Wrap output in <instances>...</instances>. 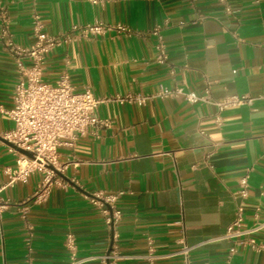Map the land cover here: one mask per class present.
Segmentation results:
<instances>
[{
  "label": "crops",
  "instance_id": "crops-1",
  "mask_svg": "<svg viewBox=\"0 0 264 264\" xmlns=\"http://www.w3.org/2000/svg\"><path fill=\"white\" fill-rule=\"evenodd\" d=\"M3 14L24 46L34 42L35 15L49 34H71L48 54L43 79L68 74L76 91L89 86L104 101L101 123L59 148L61 181L26 216L22 208L42 174L9 184L6 169L15 167L17 152L0 139V196L8 203L0 264H68V233L78 257L88 258L83 264H99L113 240L120 264H182L180 240L195 247L192 264H264V250L241 246L229 258L235 242L221 238L248 171L244 225L255 223L257 208L264 219V0H0V108L9 109L20 74L2 37ZM93 23L126 30L89 37L73 30ZM162 89L253 101L219 113L211 103L160 96ZM12 127L0 110V135ZM96 192L123 193L114 229L91 202ZM255 236L262 240L264 231ZM150 240L159 255L152 263L144 258Z\"/></svg>",
  "mask_w": 264,
  "mask_h": 264
},
{
  "label": "built area",
  "instance_id": "built-area-1",
  "mask_svg": "<svg viewBox=\"0 0 264 264\" xmlns=\"http://www.w3.org/2000/svg\"><path fill=\"white\" fill-rule=\"evenodd\" d=\"M91 1L98 3L99 0ZM219 1L223 2L224 0ZM2 20V37L7 49L15 58L16 67L20 74L14 85L12 107L9 109L0 108L1 112L13 122V127L2 134V137L18 147L31 151L35 156V158H30L16 151V165L13 168H7L6 173L9 176V184L17 181L26 182L34 173L42 174L41 182L35 194L22 208L23 215L26 216L29 211V204L44 201L50 193L51 185L61 181L60 175L55 171L60 173L63 171L59 158V148L61 146H74L80 136L93 131L101 123L98 108L104 99L97 97L89 86L84 87L81 91H76L68 74L62 75L54 83L43 79L48 54L58 45L71 42L73 40L71 34H49L44 29L41 17L35 15L32 26L34 42L24 46L14 41L10 34L9 20L6 14L2 15ZM111 28L126 30L123 25L112 27L103 23L76 25L73 30L79 31L83 37H89L102 34ZM158 49L160 51L158 61L163 62L166 60L164 45L159 44ZM26 61H29V66L25 64ZM172 94L182 95L192 103L214 104L219 113L228 108L253 101V98L248 95H231L221 100H215L210 96L209 89H206L203 94L194 91L186 92L182 89L175 91L162 89L159 92L160 96ZM128 98L138 104H143L147 99V97ZM215 121L221 122L219 114ZM122 194V192H96L90 198L92 204L98 207L103 214L106 225L111 229H114L122 219V211L117 206ZM235 195L238 198V203L234 219L228 226L226 233L221 236L222 239H230L235 242L229 250V258L237 252L240 246L258 251L264 250V238L258 240L255 236L256 233L264 231V219H259V208L255 213V223L249 227L244 225L245 202L250 195L249 171L238 179ZM7 206L8 203L0 196V223ZM180 244L179 253L183 256L182 264H192L190 254L195 247L188 245L184 240H180ZM65 246L70 256L68 264H83L88 260V258L78 257L76 239L72 233L66 235ZM98 258L99 264H120L123 255L113 240L109 252H105ZM144 258L150 263L159 258L151 240Z\"/></svg>",
  "mask_w": 264,
  "mask_h": 264
},
{
  "label": "water",
  "instance_id": "water-1",
  "mask_svg": "<svg viewBox=\"0 0 264 264\" xmlns=\"http://www.w3.org/2000/svg\"><path fill=\"white\" fill-rule=\"evenodd\" d=\"M0 139H2L8 146H10L11 148H13L15 151L21 153V154H24L30 158H35L34 154L31 152V151H28V150H25L21 147H18L17 145L7 141L5 138H3L1 135H0ZM50 168H52L51 166H49ZM55 170V169H54ZM59 175H61L60 172H58L57 170H55ZM110 250V249H109ZM108 250V252H109Z\"/></svg>",
  "mask_w": 264,
  "mask_h": 264
}]
</instances>
